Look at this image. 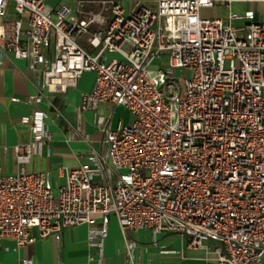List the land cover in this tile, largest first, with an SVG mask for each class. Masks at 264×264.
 <instances>
[{
	"label": "built area",
	"instance_id": "2783aa9c",
	"mask_svg": "<svg viewBox=\"0 0 264 264\" xmlns=\"http://www.w3.org/2000/svg\"><path fill=\"white\" fill-rule=\"evenodd\" d=\"M245 1L258 0L104 1L110 19L92 32L99 14L74 15L63 0L55 8L0 0V57L11 51L41 75L29 102L66 92L92 71L81 110L111 101L135 115L116 127L98 123L109 182H95L104 163L81 162L61 167L57 189L50 172L25 166L52 137L41 110L28 118L34 136L16 145L21 169L0 164V244L6 236L19 246L61 239L69 226L99 223L89 241L102 259L115 215L124 232L185 235L189 247L207 249V264H264V21L231 9ZM219 3L227 19L202 15ZM90 33L91 49L80 41ZM135 245L128 242L130 253Z\"/></svg>",
	"mask_w": 264,
	"mask_h": 264
},
{
	"label": "crops",
	"instance_id": "0c3cea01",
	"mask_svg": "<svg viewBox=\"0 0 264 264\" xmlns=\"http://www.w3.org/2000/svg\"><path fill=\"white\" fill-rule=\"evenodd\" d=\"M62 0H47L55 8ZM77 16L98 13V21L93 29L104 28L111 16V9L104 1L111 0H63ZM132 7L139 2L155 4L156 0H119ZM108 10V14L104 10ZM235 12L254 10L258 20L264 21V0L234 2ZM201 13L206 17L228 18L229 8L219 3L204 6ZM97 25V27H96ZM96 27V28H95ZM80 39L87 48H92L90 36ZM111 56L108 54V57ZM96 74L85 72L78 84L70 86L66 92H47L37 104L29 102L31 94L39 91L41 75L30 68L26 58L17 57L7 51L0 57V164L4 172H18L22 164L17 160L16 145L29 142L34 132L28 118H33L37 110L44 114L47 127L52 133L49 141L37 148L26 168L29 171L51 173V183L57 189L64 181L62 166L73 167L81 162L95 165L104 163L103 174L99 173L95 182L107 183V143L105 132L98 125L102 118L116 127L119 122L128 123L135 115L128 109L108 101L98 109L81 110L83 94L90 91ZM99 223H82L66 228L61 239L55 236L19 246L16 239L6 236L0 244L1 264H207V249L191 248L185 235L178 232L154 233L148 229L124 232L117 216L110 217V236L106 240L104 257L99 258L96 246L89 241L90 228ZM37 231V230H36ZM129 238V240H128ZM128 242L136 244L130 253ZM95 251L91 257L90 253ZM25 259H31L25 263Z\"/></svg>",
	"mask_w": 264,
	"mask_h": 264
},
{
	"label": "rangeland",
	"instance_id": "374dc122",
	"mask_svg": "<svg viewBox=\"0 0 264 264\" xmlns=\"http://www.w3.org/2000/svg\"><path fill=\"white\" fill-rule=\"evenodd\" d=\"M104 13H106V14H108V10L107 9H105L104 10ZM96 27H97V25H96ZM95 27V28H96ZM99 28H101V27H99ZM98 27L96 28V29H99ZM93 31H95V29H93ZM117 55V53H114V54H112L111 56H116ZM107 60H110V56L107 58ZM168 63H169V61H168V56L167 55H165L164 56V59H163V65L164 66H167L168 65ZM153 66H157V65H153ZM225 66L226 67H229L230 66V60H226V62H225ZM181 73H182V69L181 68H178V70H177V75L178 76H181ZM189 71L188 70H183V76L184 77H182L180 80H179V83H180V85L181 86H184L185 85V77H188L189 76ZM123 107V106H122ZM125 108V107H124ZM129 112H131V110H129ZM129 123V122H128Z\"/></svg>",
	"mask_w": 264,
	"mask_h": 264
}]
</instances>
